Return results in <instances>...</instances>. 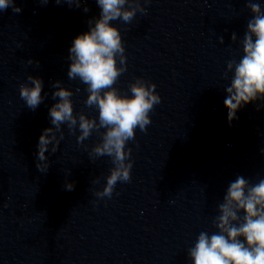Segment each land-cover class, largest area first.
<instances>
[{"label": "clouds", "instance_id": "1", "mask_svg": "<svg viewBox=\"0 0 264 264\" xmlns=\"http://www.w3.org/2000/svg\"><path fill=\"white\" fill-rule=\"evenodd\" d=\"M39 2L46 5L49 0ZM55 2L79 7L81 0ZM96 3L101 10L99 17L89 20L90 30L75 37L69 48L71 63L67 75L70 80L78 79L87 86L88 96L84 103L98 109V121L88 118L83 112L74 114L73 92L61 86V81H55L52 87L56 91L52 98L59 99L49 109L53 127L46 128L39 137L36 167L42 173L47 172L49 161L45 153L49 151V145L52 153L57 151L60 141L56 133L60 132V138H63L62 125H67L70 132L78 127V143L95 131L101 141L89 155L108 156L114 165L103 190L94 193L102 199L111 198L117 182H130L133 162L131 149H126V145L135 139L137 128L141 132L147 131L151 123L149 113L161 102V97L155 91L156 85L142 78L129 85L131 96L121 95L114 86L126 71V57L121 32L110 22L122 20L131 23L137 12L147 14V9L140 0H96ZM246 6L253 15L247 22L241 41L243 55L239 62L229 60L224 74L226 79L228 73H233L230 86L225 88L227 96L224 100L229 123L238 118L237 111L245 105L264 101V11L253 0H248ZM9 7L14 13L22 10L16 6L15 0H0V11ZM88 10L84 8L85 12ZM231 39L236 42L237 34L232 33ZM220 43H224L223 37ZM117 57L120 66H117ZM28 63L33 61L29 59ZM27 81L31 86L27 82L22 83L19 95L29 109L35 110L45 99L41 95L43 81L32 75L27 77ZM101 129L105 131L101 132ZM261 154L264 155V149H261ZM66 174H70V170ZM65 188L73 190L74 183H66ZM218 213L212 221L218 231L211 235L206 231L200 232L194 246L188 249L192 264H264V179L253 184L244 176H237L229 183L223 202L218 204Z\"/></svg>", "mask_w": 264, "mask_h": 264}]
</instances>
